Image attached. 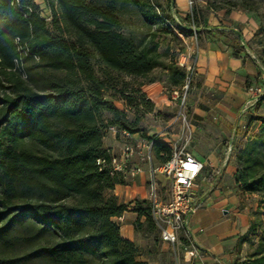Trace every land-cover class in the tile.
<instances>
[{
    "label": "trees",
    "instance_id": "1",
    "mask_svg": "<svg viewBox=\"0 0 264 264\" xmlns=\"http://www.w3.org/2000/svg\"><path fill=\"white\" fill-rule=\"evenodd\" d=\"M40 1L49 20L35 0H0V264H147L139 258H153L163 243L150 203H124L113 195L126 177L113 170L115 156L104 139L112 128L116 139L122 132L140 134L152 143L157 163L169 159L170 148L145 139L140 128L141 117L153 111L140 87L159 82L171 95L184 84L177 54L168 45L161 50L159 39L188 32L168 1L165 7L156 0ZM236 1L220 9L264 21L258 5L264 0ZM209 11L191 9L183 22L190 17L199 28ZM128 15L139 18L143 33L124 30ZM202 35L257 65L240 33L211 29ZM251 41L262 45L264 74L262 25ZM243 136L231 150L234 182L242 196L254 198L256 210L235 244L237 253L245 246V258L234 264H264V89ZM131 205L142 246L123 239L115 221Z\"/></svg>",
    "mask_w": 264,
    "mask_h": 264
},
{
    "label": "crops",
    "instance_id": "2",
    "mask_svg": "<svg viewBox=\"0 0 264 264\" xmlns=\"http://www.w3.org/2000/svg\"><path fill=\"white\" fill-rule=\"evenodd\" d=\"M222 12L226 13L225 10ZM241 14L242 11L228 13L227 18L234 21ZM216 15L217 17H214L213 14H209L205 18L203 31L211 29L235 31L231 23L218 18L219 13ZM242 34L243 42H246L247 39L244 38V33ZM185 57L186 64L193 69L198 82L187 102L198 136V151L191 154L203 163V171L207 176L198 187L197 209L189 224L194 244L202 253V258L196 260L194 264L214 262L234 264L237 260H243L246 255L245 246L237 253L235 244L238 237L245 234L249 227L252 204L249 203L250 196H242L235 185L236 164L231 151L229 152L227 148L231 144L232 150V145L238 138L244 137L241 130L245 128V117L241 112L249 100L246 90L261 83L264 74L258 62L255 65L244 54H240L238 58L234 57L232 49L221 40L204 39L201 45ZM250 57L254 59L253 56ZM158 87L159 83H153L143 92L147 93ZM251 108L252 106L247 112ZM129 139L134 142L131 144L138 146L129 167L140 165L142 172L134 178H126L131 181L129 185L115 186L113 195L124 203L133 202L137 198L146 199L145 185L149 177V166L143 164L140 159V155L147 152L144 146L147 141L139 139L138 134L130 136ZM105 140V147L119 158L123 144L116 141L114 136L111 137L113 141L111 146H107ZM152 159L155 166L159 165L154 157ZM240 202L243 204L242 207ZM132 206L120 217L121 236L130 242L134 241L133 222L136 219V214L131 211ZM203 208L206 211L204 217L209 218L210 215L221 217L219 227L207 232L202 231L200 218H196V214ZM117 220L116 218L115 221Z\"/></svg>",
    "mask_w": 264,
    "mask_h": 264
},
{
    "label": "built area",
    "instance_id": "3",
    "mask_svg": "<svg viewBox=\"0 0 264 264\" xmlns=\"http://www.w3.org/2000/svg\"><path fill=\"white\" fill-rule=\"evenodd\" d=\"M192 5L193 1L188 0L190 10ZM177 64L186 71L184 84L171 93V99L176 107L175 119L181 122V138L170 148V157L166 162L156 166L153 164L151 142L144 144L147 152L141 154L140 159L143 164L149 166L146 199L150 203L151 216L158 228L161 241L169 246L175 264H194L196 260L202 258V253L194 244L189 224L197 209L196 197L199 186L196 181L200 178L204 165L187 152V146L195 132L193 117L188 114L187 108L193 69L184 61L178 60ZM246 92L249 94V100L242 108V114H246L258 97L263 95L256 86L247 88ZM111 130L115 134V129ZM121 135L128 137L126 132H122ZM136 148L138 146L131 143H123L119 158L114 157L112 160L113 170L122 173L126 178H134L140 174L142 172L140 165L129 167L131 158L136 155ZM227 149L231 151V144ZM117 219L119 222L122 220Z\"/></svg>",
    "mask_w": 264,
    "mask_h": 264
},
{
    "label": "rangeland",
    "instance_id": "4",
    "mask_svg": "<svg viewBox=\"0 0 264 264\" xmlns=\"http://www.w3.org/2000/svg\"><path fill=\"white\" fill-rule=\"evenodd\" d=\"M162 7H165V1H168L169 10L171 12V15L175 18L177 24L183 30L184 32H188V34L181 33L177 30H174V36L175 40L171 39L170 37H167L166 39H159L160 41V48L163 50L166 45L170 46L174 54H177L176 56V62L178 60L180 61H186V57L189 53H192L194 49L201 45L204 38L202 35V32H204L202 29L205 28L204 22H201V25L199 28L194 27L193 23L190 21L191 17V10L188 6V0H156ZM193 1L192 9L196 8H205L207 6H211L214 11H209L208 14L204 17H208L209 14H213L214 17H217L216 13H219L218 18H221L224 22H228L232 24V28L237 32L240 33L244 38L247 39V50L246 53H249L253 58L259 63V53L262 51V45H259L258 43H252L251 38L252 36L257 32L260 25H262L263 32H264V21H260V18L257 17L256 14L253 13H244L242 12L241 15L237 19L233 21L229 20L227 17L228 13H223L222 9H220L224 4H232L236 3V0H191ZM35 4L39 7L40 15L47 20H49V14L46 11L43 3L40 0H35ZM260 6V14L264 12V2L260 1L258 3ZM238 13L239 10L233 9L230 10L229 13ZM190 15L187 22H183V20ZM230 16V15H229ZM236 17V16H233ZM123 28L126 32H130L132 34H140L144 32L142 22L139 20V18L135 16H125ZM220 32H224L225 34L231 33V31H226L221 29ZM197 33V34H196ZM200 34V35H198ZM242 46V45H241ZM185 55V56H184ZM262 65V64H261ZM157 73H154V76H156ZM128 81V79H126ZM153 83H159V82H153ZM151 84H145L140 87V90L143 92L146 87H148ZM198 84L196 77L194 74L191 76V82L190 87L188 91V98L189 95H191V91L194 90L193 88ZM160 87L157 89L144 93L145 97L150 100V102L153 104V111L150 113H145L143 117L140 119V128L143 130V135L146 138H155L159 142L163 143L169 148H172L176 142L181 138L182 135V128H181V122L177 121L175 119L176 117V107L175 102L171 99V95H169L167 92L164 91L163 86L159 83ZM261 90V93L264 89V80L261 81V83L257 84L256 86ZM188 102V101H187ZM114 105L119 109H124L125 106L123 102L121 101H114ZM253 107L244 115V127L246 128V122L248 120V116L253 111ZM188 108V114L191 115ZM131 117V116H130ZM244 128V129H245ZM244 129L241 130L244 132ZM256 129V125L250 129V132H253ZM114 136L116 139V132L115 134L112 132L111 129L107 131L106 134V140L105 143L107 146L113 145V141L111 140V137ZM139 139L141 138V135L138 134ZM144 140V139H142ZM119 143H133L129 138L124 137L121 135L120 139H116ZM198 136L196 135V130L193 133L192 139L190 143L187 146V152L188 153H194L198 151ZM203 153H201L202 155ZM203 177H207L205 174V171L202 172L200 178L197 179L196 183L198 186H201L203 183ZM135 181V179H134ZM130 180H126V184H130ZM146 191H147V183L145 185ZM165 195V193H163ZM254 198H249V203L252 204L251 210H256V206L253 205ZM255 208V209H254ZM206 211L205 209H199L196 214V218H200V227L202 228L203 232H207L212 228L219 227L221 224V217H217L215 215H210L209 218H206ZM251 221L254 220V217L250 214ZM119 225H121V222L116 221ZM137 245L142 246L144 243L141 241V239L135 235L134 233V241ZM246 251V250H245ZM140 260H148L147 264H175L174 259L172 257L170 248L167 244L161 243L158 247L157 253L154 255L153 258H148L147 256H142L139 258ZM182 264V263H180Z\"/></svg>",
    "mask_w": 264,
    "mask_h": 264
}]
</instances>
